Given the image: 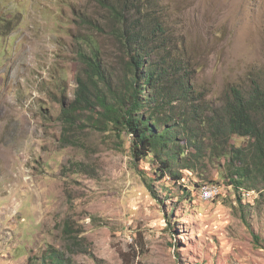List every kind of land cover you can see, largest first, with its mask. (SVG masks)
I'll use <instances>...</instances> for the list:
<instances>
[{
	"label": "rangeland",
	"instance_id": "obj_1",
	"mask_svg": "<svg viewBox=\"0 0 264 264\" xmlns=\"http://www.w3.org/2000/svg\"><path fill=\"white\" fill-rule=\"evenodd\" d=\"M121 1L0 0V264H42L51 249L67 264H264V173L240 189L228 181L241 165L232 151L254 148L248 137L231 135L228 155L195 161L183 192L155 179L150 157L132 159L130 135L97 127L94 111L64 139L62 108L93 52L99 86L109 95L123 85L107 8ZM148 3L166 11L207 115L233 88L264 91V0ZM208 183L222 193L212 201L197 187Z\"/></svg>",
	"mask_w": 264,
	"mask_h": 264
},
{
	"label": "trees",
	"instance_id": "obj_2",
	"mask_svg": "<svg viewBox=\"0 0 264 264\" xmlns=\"http://www.w3.org/2000/svg\"><path fill=\"white\" fill-rule=\"evenodd\" d=\"M148 5V0L107 5L112 15L111 34L125 55L123 85L108 89L109 95L99 86L105 73L99 51L93 52L86 62L85 79L78 77L74 100L62 108L67 128L64 139H69L71 129L86 111H94L96 115L90 119L97 127L112 126L118 133L130 135L132 159L139 162L150 157L155 179L170 178L183 192L187 190L185 173H193L195 161L206 158L207 152L208 158L228 155L223 141L227 143L231 135L248 137L253 149L231 153L241 165L230 173L228 181L240 189L244 179L264 173V91L258 83H253L248 95L233 88V98L223 111L215 109L207 115L206 106L192 94L195 88L189 84V61L184 60L181 44L163 21L166 11ZM131 12L135 16L130 17ZM181 136L187 143L185 148L182 141L178 143ZM184 153L187 156L183 159ZM174 162L181 168L175 169ZM64 259L61 252L51 249L42 264H67Z\"/></svg>",
	"mask_w": 264,
	"mask_h": 264
},
{
	"label": "bare ground",
	"instance_id": "obj_3",
	"mask_svg": "<svg viewBox=\"0 0 264 264\" xmlns=\"http://www.w3.org/2000/svg\"><path fill=\"white\" fill-rule=\"evenodd\" d=\"M200 199L204 201H212L220 196L222 193L218 189L217 185L204 184L198 187ZM252 192L244 193L246 196H251Z\"/></svg>",
	"mask_w": 264,
	"mask_h": 264
}]
</instances>
